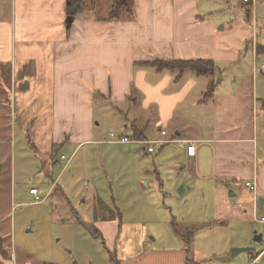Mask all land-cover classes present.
<instances>
[{
    "label": "crops",
    "instance_id": "obj_1",
    "mask_svg": "<svg viewBox=\"0 0 264 264\" xmlns=\"http://www.w3.org/2000/svg\"><path fill=\"white\" fill-rule=\"evenodd\" d=\"M9 1V17L1 16L5 10L0 8V209L12 211L22 203L12 199L17 150L23 146L40 160L48 176L59 145L68 146L70 163L77 152L89 155L92 145L144 144V153L162 151L173 166H180L177 175L185 179L178 188L183 187L181 193L191 190L194 181L210 188L214 215L223 225L243 220L251 230L253 224L264 226L252 218L253 212L264 215V79L259 82L254 71L264 49L255 37L254 17L251 23L242 11L229 28L225 24L216 28L200 8L209 5L204 0H130L129 16H121L120 10L113 18H102L86 9L83 0L81 12L66 28V0ZM238 1L251 11L259 0L250 5ZM223 30L226 33H220ZM244 49L250 50L252 72L231 75L228 82L223 75L214 84L215 63L240 62ZM197 59L212 61L213 72L197 74L189 68L179 72L151 64ZM99 97L120 118V129L110 127L108 140L101 137L96 119ZM18 135L25 145L17 147ZM120 137L131 141L116 142ZM149 139L167 141L148 152L143 141ZM189 142L196 147L194 156L187 155ZM6 163L9 183L1 179ZM65 166L41 197L37 186L29 189L36 187L44 200ZM249 180L256 182L255 193L245 186ZM29 189L28 196L35 199ZM237 193L241 200L232 201ZM91 197L81 195V201L89 205ZM4 223L1 214L0 264H29L31 254L25 248L7 245L11 218L7 228ZM104 223L93 220L98 228ZM253 238L259 249L226 264H250L256 257V264H264L263 233L254 231ZM246 240L245 235L230 242L223 253L250 249ZM202 257L195 252L191 259L183 249H149L124 264H199Z\"/></svg>",
    "mask_w": 264,
    "mask_h": 264
},
{
    "label": "rangeland",
    "instance_id": "obj_2",
    "mask_svg": "<svg viewBox=\"0 0 264 264\" xmlns=\"http://www.w3.org/2000/svg\"><path fill=\"white\" fill-rule=\"evenodd\" d=\"M3 1L0 0V8L5 11L1 16L9 17L10 1L2 6ZM116 1L120 2L85 0L87 3L84 5L95 15L113 18L114 11H111ZM204 1L209 5L200 8L212 17L216 28L224 24L229 28L231 20L240 16L242 11L243 17L248 15L251 23L254 17L255 37L261 50L264 49V0H259L251 11V7L241 8L238 0ZM129 6L121 7V16H129ZM67 16L63 17V22ZM258 56L255 63L257 71H254L260 82L264 79V69L260 70L264 68V50ZM2 68L8 69V65L3 63ZM251 70V53L244 49L240 62L215 63L214 84L223 75L228 82L231 75L239 77L250 74ZM2 92L5 95L6 89ZM102 100L100 97L97 99L96 119L100 121L101 137L108 140L111 139L108 134L110 127L120 129V118L109 104H102L105 103ZM20 136H17V147L19 143L22 146L26 143ZM66 147L59 145L53 150L52 172L48 176L28 147L17 150L12 200L22 203L12 211L11 207L9 211L6 207L0 209V216L2 214L6 228L8 218H11V235L6 233L9 235L7 245L12 243V248H25L31 254L29 264H124L129 258L149 249H183L191 259L195 252H200L203 257L199 264H226L227 260L236 261L259 249L260 244L253 238L254 231L263 233L264 237V226L253 224L252 231L243 220L223 225L214 215L210 188L204 184V187L198 186L199 181H194L192 186L188 184L191 190L178 193L185 179L177 175L180 166H173L175 163L162 151L149 155L143 151L144 144L118 146L106 142L92 145L89 155L77 152L69 163L71 151ZM61 154L65 160L60 159ZM65 164L67 169L56 179L44 200L35 202L28 196L29 187L35 185L41 197L50 180ZM5 166L1 179L3 183L5 180L9 183L7 163ZM237 194L231 197L232 201L241 200L242 196ZM81 195L92 196L93 203L86 205L81 201ZM94 218L106 223L98 228L93 224ZM245 235L248 241L244 244L250 249L234 257L223 253L230 242L238 238L243 240ZM229 251L231 253V249Z\"/></svg>",
    "mask_w": 264,
    "mask_h": 264
},
{
    "label": "trees",
    "instance_id": "obj_3",
    "mask_svg": "<svg viewBox=\"0 0 264 264\" xmlns=\"http://www.w3.org/2000/svg\"><path fill=\"white\" fill-rule=\"evenodd\" d=\"M85 1V0H84ZM117 4L115 8L111 11L114 16L119 14V11L122 9L121 7L125 4H130V0H120V2L116 1ZM83 0H66V13L70 16H75L77 13L82 10ZM151 64L155 65L158 69L161 68H169L176 69L178 68L179 72H182L184 69H191L195 71L197 74H209L213 72V62L210 60H156L152 61ZM0 251H3L2 247V239L0 237Z\"/></svg>",
    "mask_w": 264,
    "mask_h": 264
},
{
    "label": "built area",
    "instance_id": "obj_4",
    "mask_svg": "<svg viewBox=\"0 0 264 264\" xmlns=\"http://www.w3.org/2000/svg\"><path fill=\"white\" fill-rule=\"evenodd\" d=\"M244 3H250L252 2L253 0H242ZM162 134L165 133V131H161ZM112 135V133H111ZM116 142H129L131 141L130 139H128L127 137H120V138H116L115 139ZM167 140H164V139H149V140H144L143 143H145L147 145V151L148 152H154L155 149L158 147V145L166 142ZM195 150H196V147L194 145L193 142H189L187 145H186V152H187V155L188 156H194L195 154ZM60 159H64V156L62 155L60 157ZM245 186H247L251 191H253L254 193L256 192V182L255 180H249V181H246L245 182ZM29 192L31 194L34 195L35 197V202H40L42 201V199H40L39 197V194H38V191H37V188L36 187H31L29 189ZM252 218H253V221L256 222V223H262L264 224V215L262 216H259L257 215L255 212H253V215H252ZM263 244H264V240H263ZM263 250H264V247H263ZM257 258V257H256ZM256 258H254L250 264H256ZM43 264H53V263H50V262H44Z\"/></svg>",
    "mask_w": 264,
    "mask_h": 264
},
{
    "label": "water",
    "instance_id": "obj_5",
    "mask_svg": "<svg viewBox=\"0 0 264 264\" xmlns=\"http://www.w3.org/2000/svg\"><path fill=\"white\" fill-rule=\"evenodd\" d=\"M73 18L74 17L73 16H70V15H68L66 17V19H65V27L66 28H69L71 26V24L73 22ZM182 188L183 187H181L180 190L178 189V193H181ZM255 238H259V237H255ZM243 250H245V248H232L231 249V255L234 256V255H236L237 253H239L240 251H243Z\"/></svg>",
    "mask_w": 264,
    "mask_h": 264
}]
</instances>
